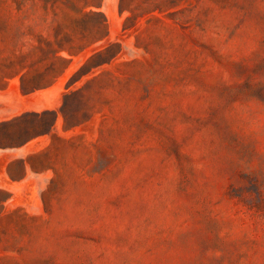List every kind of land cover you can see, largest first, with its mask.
Wrapping results in <instances>:
<instances>
[{
    "label": "rangeland",
    "instance_id": "rangeland-1",
    "mask_svg": "<svg viewBox=\"0 0 264 264\" xmlns=\"http://www.w3.org/2000/svg\"><path fill=\"white\" fill-rule=\"evenodd\" d=\"M0 99V264H264V0H0Z\"/></svg>",
    "mask_w": 264,
    "mask_h": 264
},
{
    "label": "bare ground",
    "instance_id": "bare-ground-1",
    "mask_svg": "<svg viewBox=\"0 0 264 264\" xmlns=\"http://www.w3.org/2000/svg\"><path fill=\"white\" fill-rule=\"evenodd\" d=\"M13 93H14V92H13ZM9 95H10V94H9ZM14 95H15V94H14ZM2 99H3V98H2ZM0 100H1V99H0ZM19 102H20V101H19ZM43 102H44V101H43ZM40 105H41V104H40ZM34 106H35V105H34ZM46 107H47V106H46ZM16 109H17V108H16ZM21 109H22V108H21ZM25 109H26V108H25ZM9 111H10V110H9ZM9 111H8V112H9ZM8 112H7V113H8Z\"/></svg>",
    "mask_w": 264,
    "mask_h": 264
}]
</instances>
